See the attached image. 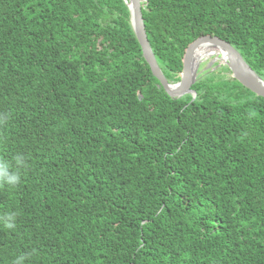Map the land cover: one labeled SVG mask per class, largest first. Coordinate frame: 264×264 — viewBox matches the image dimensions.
Instances as JSON below:
<instances>
[{
    "label": "trees",
    "instance_id": "obj_1",
    "mask_svg": "<svg viewBox=\"0 0 264 264\" xmlns=\"http://www.w3.org/2000/svg\"><path fill=\"white\" fill-rule=\"evenodd\" d=\"M141 1L170 83L206 36L264 80V0ZM225 70L172 99L124 0H0V264H264V98Z\"/></svg>",
    "mask_w": 264,
    "mask_h": 264
},
{
    "label": "water",
    "instance_id": "obj_2",
    "mask_svg": "<svg viewBox=\"0 0 264 264\" xmlns=\"http://www.w3.org/2000/svg\"><path fill=\"white\" fill-rule=\"evenodd\" d=\"M125 2L129 6L132 26L142 47L145 60L150 66L154 77L160 82V86L164 88L172 99H182L186 95H193V100L196 99V94L191 89L197 82L199 66L194 71L192 70V57L195 49L202 42H213L228 53L231 59L227 62L234 78L245 88L257 96L264 98V80L253 71L233 46L218 37L212 36L203 37L188 48L184 57L183 78L181 82L178 84L170 83L161 70L148 40L142 14V1L125 0Z\"/></svg>",
    "mask_w": 264,
    "mask_h": 264
},
{
    "label": "clouds",
    "instance_id": "obj_3",
    "mask_svg": "<svg viewBox=\"0 0 264 264\" xmlns=\"http://www.w3.org/2000/svg\"><path fill=\"white\" fill-rule=\"evenodd\" d=\"M16 167L13 168L7 161L0 160V185L6 184L8 186H16L21 183V175L19 168L25 166L26 158L23 154H17L13 157ZM16 217L15 213H9L7 215L8 221H14ZM8 228L14 227L13 223L7 224ZM25 257L20 256L15 260V264H24Z\"/></svg>",
    "mask_w": 264,
    "mask_h": 264
},
{
    "label": "bare ground",
    "instance_id": "obj_4",
    "mask_svg": "<svg viewBox=\"0 0 264 264\" xmlns=\"http://www.w3.org/2000/svg\"><path fill=\"white\" fill-rule=\"evenodd\" d=\"M213 57H223L224 62H227L228 60L230 61L231 59L230 55L226 53L219 45L213 42H205L197 46V48L194 51V55L192 57V70L194 71L197 68V66L200 67V63ZM198 78H199V72H198Z\"/></svg>",
    "mask_w": 264,
    "mask_h": 264
},
{
    "label": "rangeland",
    "instance_id": "obj_5",
    "mask_svg": "<svg viewBox=\"0 0 264 264\" xmlns=\"http://www.w3.org/2000/svg\"><path fill=\"white\" fill-rule=\"evenodd\" d=\"M227 68H229L228 62H224L223 57H213L200 63L199 76L209 72L212 75L216 74L214 77L217 79L225 78L229 80L231 75L228 71L226 72L225 69ZM209 79L210 77H207L205 81Z\"/></svg>",
    "mask_w": 264,
    "mask_h": 264
}]
</instances>
